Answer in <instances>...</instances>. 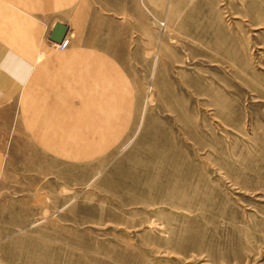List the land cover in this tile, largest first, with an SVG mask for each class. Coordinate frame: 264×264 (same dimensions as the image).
<instances>
[{"label": "rangeland", "instance_id": "374dc122", "mask_svg": "<svg viewBox=\"0 0 264 264\" xmlns=\"http://www.w3.org/2000/svg\"><path fill=\"white\" fill-rule=\"evenodd\" d=\"M93 3L1 100L0 264H264V0Z\"/></svg>", "mask_w": 264, "mask_h": 264}, {"label": "crops", "instance_id": "0c3cea01", "mask_svg": "<svg viewBox=\"0 0 264 264\" xmlns=\"http://www.w3.org/2000/svg\"><path fill=\"white\" fill-rule=\"evenodd\" d=\"M93 1L0 0V103L25 89L41 110L49 105L50 99L45 98L52 70L48 52L54 50L55 43L48 40V35L55 23L66 26L65 36L70 42L64 51L75 62L98 61L94 49L99 44L86 36L87 27L97 17Z\"/></svg>", "mask_w": 264, "mask_h": 264}, {"label": "water", "instance_id": "95a60500", "mask_svg": "<svg viewBox=\"0 0 264 264\" xmlns=\"http://www.w3.org/2000/svg\"><path fill=\"white\" fill-rule=\"evenodd\" d=\"M66 26L61 23H55L52 30L48 35V40L53 43H59L62 38L65 36Z\"/></svg>", "mask_w": 264, "mask_h": 264}, {"label": "built area", "instance_id": "2783aa9c", "mask_svg": "<svg viewBox=\"0 0 264 264\" xmlns=\"http://www.w3.org/2000/svg\"><path fill=\"white\" fill-rule=\"evenodd\" d=\"M69 45V38L64 36L59 43H55L54 47L58 51H64Z\"/></svg>", "mask_w": 264, "mask_h": 264}, {"label": "bare ground", "instance_id": "6f19581e", "mask_svg": "<svg viewBox=\"0 0 264 264\" xmlns=\"http://www.w3.org/2000/svg\"><path fill=\"white\" fill-rule=\"evenodd\" d=\"M24 69V68H23ZM3 80V79H2ZM5 80H3V82H4Z\"/></svg>", "mask_w": 264, "mask_h": 264}]
</instances>
